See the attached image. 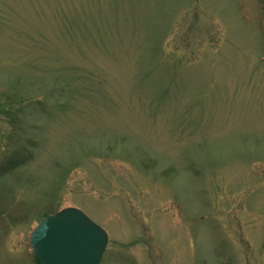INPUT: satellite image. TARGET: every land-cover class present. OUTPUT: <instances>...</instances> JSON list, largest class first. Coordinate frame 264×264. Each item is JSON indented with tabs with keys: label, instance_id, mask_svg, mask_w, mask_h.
Here are the masks:
<instances>
[{
	"label": "rangeland",
	"instance_id": "rangeland-1",
	"mask_svg": "<svg viewBox=\"0 0 264 264\" xmlns=\"http://www.w3.org/2000/svg\"><path fill=\"white\" fill-rule=\"evenodd\" d=\"M16 158L0 264H37L36 218L69 207L101 264H264V0H0Z\"/></svg>",
	"mask_w": 264,
	"mask_h": 264
},
{
	"label": "water",
	"instance_id": "water-1",
	"mask_svg": "<svg viewBox=\"0 0 264 264\" xmlns=\"http://www.w3.org/2000/svg\"><path fill=\"white\" fill-rule=\"evenodd\" d=\"M108 243L107 231L76 207L47 217L31 235L41 264H101Z\"/></svg>",
	"mask_w": 264,
	"mask_h": 264
},
{
	"label": "trees",
	"instance_id": "trees-1",
	"mask_svg": "<svg viewBox=\"0 0 264 264\" xmlns=\"http://www.w3.org/2000/svg\"><path fill=\"white\" fill-rule=\"evenodd\" d=\"M34 102L40 107L46 106L45 102L42 100L36 99V100H34ZM26 160L27 159L16 158V159L9 160L7 163L0 164V177H3L9 171L11 172V170L18 168L19 166L24 164ZM51 214H53V213L46 212L44 214V216H39V218H36V219L39 220V222H41L44 218H46L47 216H49ZM0 215H1V213H0ZM33 255H34V259L37 262V264H40V261L37 258V256L34 253H33Z\"/></svg>",
	"mask_w": 264,
	"mask_h": 264
}]
</instances>
